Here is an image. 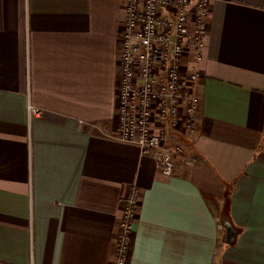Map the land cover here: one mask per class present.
Listing matches in <instances>:
<instances>
[{
    "label": "crops",
    "instance_id": "1",
    "mask_svg": "<svg viewBox=\"0 0 264 264\" xmlns=\"http://www.w3.org/2000/svg\"><path fill=\"white\" fill-rule=\"evenodd\" d=\"M123 4L0 0V264H113L132 185L124 264H264V0H210L171 176L116 138Z\"/></svg>",
    "mask_w": 264,
    "mask_h": 264
},
{
    "label": "built area",
    "instance_id": "2",
    "mask_svg": "<svg viewBox=\"0 0 264 264\" xmlns=\"http://www.w3.org/2000/svg\"><path fill=\"white\" fill-rule=\"evenodd\" d=\"M210 0H124L120 36L119 91L116 109L119 141L154 155L159 172L171 176L179 146L166 145L167 131L192 135L197 127L199 98L196 72L183 73L189 52L202 59ZM31 116L40 114L29 106ZM113 264H124L139 207V190L132 185L121 197ZM218 228H222L218 224Z\"/></svg>",
    "mask_w": 264,
    "mask_h": 264
},
{
    "label": "water",
    "instance_id": "3",
    "mask_svg": "<svg viewBox=\"0 0 264 264\" xmlns=\"http://www.w3.org/2000/svg\"><path fill=\"white\" fill-rule=\"evenodd\" d=\"M234 237V230L232 229V226L229 223L225 224V242H232Z\"/></svg>",
    "mask_w": 264,
    "mask_h": 264
}]
</instances>
